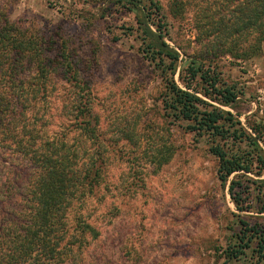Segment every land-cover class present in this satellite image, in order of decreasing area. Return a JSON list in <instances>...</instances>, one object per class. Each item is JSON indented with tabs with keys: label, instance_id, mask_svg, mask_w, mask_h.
Returning <instances> with one entry per match:
<instances>
[{
	"label": "rangeland",
	"instance_id": "rangeland-1",
	"mask_svg": "<svg viewBox=\"0 0 264 264\" xmlns=\"http://www.w3.org/2000/svg\"><path fill=\"white\" fill-rule=\"evenodd\" d=\"M113 1L0 0L11 20L22 19L60 37L84 72L99 130L114 150L108 152L103 199L88 209L100 236L78 264H255L256 253L248 250L237 260L228 252L237 243L239 219L264 223V213H259L264 208V184H260L264 174L219 179V162L209 151L208 138L195 137L185 122L166 115L165 73L143 51L142 13ZM178 1L184 9L174 17L170 1L163 0L165 40L181 54L175 81L185 89L181 76L190 59L183 52L201 49L193 23L199 0ZM234 61L223 57L217 62L222 83L240 92L233 106L198 95L231 112L250 133V126H261L264 133V45L260 55ZM56 81L38 112V122L46 123L50 134L65 121L64 91ZM259 143L264 149V142ZM158 146L169 149L171 156L161 167L151 161ZM7 161H0V221L20 204L32 174L24 159L15 156ZM233 181L250 189L249 198L243 196L246 211H239L232 200Z\"/></svg>",
	"mask_w": 264,
	"mask_h": 264
},
{
	"label": "trees",
	"instance_id": "trees-1",
	"mask_svg": "<svg viewBox=\"0 0 264 264\" xmlns=\"http://www.w3.org/2000/svg\"><path fill=\"white\" fill-rule=\"evenodd\" d=\"M169 1L171 14L178 17L183 2ZM113 3L142 13L143 51L165 73L166 115L185 122V129L195 137L208 138L209 151L219 162V179L226 182L232 175L248 173L262 177L261 126H250V133L231 112L201 96L223 106L237 101L240 92L222 83L217 62L230 57L236 63L261 54L264 0L195 2L193 23L201 49L193 54L183 52L190 59L181 76L185 89L175 81L181 54L165 40L168 29L163 0ZM83 76L53 30L28 26L22 19L13 21L0 4V161L20 157L32 171L22 201L0 221V264H78L85 249L100 236L88 209L103 199L100 193L106 189L108 152L114 150L99 130L91 88ZM55 78L54 85L64 91L61 114L65 121L58 132L50 134L47 124L38 122V112L49 98ZM168 151L156 147L151 161L161 167L171 157ZM242 183L233 181L230 186L232 200L241 212L247 209L243 196L250 191ZM238 223L237 243L228 257L240 260L249 250L256 253L255 264H264V223L244 218Z\"/></svg>",
	"mask_w": 264,
	"mask_h": 264
}]
</instances>
